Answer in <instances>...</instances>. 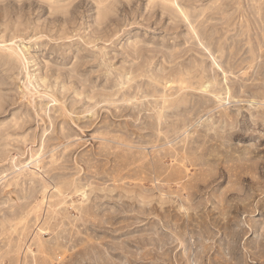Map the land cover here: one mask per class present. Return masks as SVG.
<instances>
[{
  "label": "rangeland",
  "instance_id": "obj_1",
  "mask_svg": "<svg viewBox=\"0 0 264 264\" xmlns=\"http://www.w3.org/2000/svg\"><path fill=\"white\" fill-rule=\"evenodd\" d=\"M0 264H264V0H0Z\"/></svg>",
  "mask_w": 264,
  "mask_h": 264
}]
</instances>
